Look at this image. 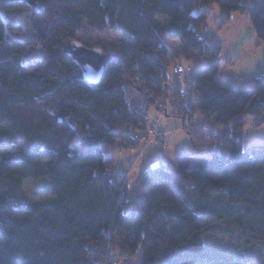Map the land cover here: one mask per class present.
Wrapping results in <instances>:
<instances>
[{
	"label": "trees",
	"instance_id": "16d2710c",
	"mask_svg": "<svg viewBox=\"0 0 264 264\" xmlns=\"http://www.w3.org/2000/svg\"><path fill=\"white\" fill-rule=\"evenodd\" d=\"M212 3L226 12L219 30L250 11L264 42V2L0 0V264H264V144L242 146L243 128L264 123V83L219 82L222 45L203 34ZM23 13L32 40L10 32L23 33L12 21ZM84 24L126 37L82 42L111 54L98 83L70 53ZM182 59L204 63L174 82L167 66ZM167 100L166 115L190 125L192 149L208 155L181 150L175 170L144 169L131 201L107 151L140 147L143 105ZM216 226L238 243L214 249Z\"/></svg>",
	"mask_w": 264,
	"mask_h": 264
},
{
	"label": "rangeland",
	"instance_id": "374dc122",
	"mask_svg": "<svg viewBox=\"0 0 264 264\" xmlns=\"http://www.w3.org/2000/svg\"><path fill=\"white\" fill-rule=\"evenodd\" d=\"M252 7H257L262 5L263 0H245ZM213 10L212 15L208 19L207 26L211 27L209 31V37H213L219 32V42L222 45V50L219 55V60L221 62V68L218 75L219 82L236 88L253 89L257 87L254 84L256 79V74L259 71L264 70V42L257 38L255 35L253 26L249 20L250 11L245 13L232 12L231 20L227 26L222 29H218V24L220 23L222 17L226 15V12L219 8L216 3H212ZM13 22L22 23L23 33L12 32L9 29L6 30L7 35H10L20 39H34L29 27H28V16L23 13L18 15L17 18L12 19ZM10 31V32H7ZM213 34V36H212ZM80 42L91 41L100 44H110L124 43L126 37L119 35L118 33L108 31L99 32L89 28L86 24L83 25L82 29L77 33V39ZM165 43L169 46L171 52H174L173 42L165 38ZM30 51L33 55H40V51L36 48H31ZM183 65L184 72L180 76L182 80L189 77L198 67H200L204 60H185L179 61ZM167 73L171 75V67L167 66ZM181 73V72H180ZM176 79V77H175ZM258 79V78H257ZM260 83H264V79L259 78ZM257 84V83H256ZM170 89V88H169ZM167 105L164 103L158 104V109L148 108L146 110V115H148V127L146 128L152 134L149 135L142 132L140 135L142 144L138 148L120 147L118 144L110 146L107 151V158L112 160L113 171L116 173H124L129 176V195L128 199L134 201L140 196V181L142 178V173L144 169L150 171L158 170L151 169L150 165L154 161H164L169 166L170 169L175 170V165L173 164L174 158L170 161H166L163 156L166 153L164 150L167 146V152L172 153L173 148L179 147L180 150H185L188 153H199L201 155H208L205 151H194L190 145L189 135L187 129L190 130L191 126L188 125L185 130L182 127V121H180L177 129H173L172 133L167 136L168 132L162 129V123L171 116L166 115L165 108L169 109V104L167 100ZM175 118V117H172ZM200 114L195 115L194 124H197ZM177 119V118H176ZM178 121V122H179ZM252 122L255 119L251 120ZM163 135L160 140L159 134ZM264 144V123L258 126L253 124L246 125L242 130V146L243 149H248L252 146H259ZM168 156H171V154ZM164 169V168H163ZM222 227H213V231L206 237V242L212 245L214 249H229L230 246L236 245L238 243L237 232L226 233L221 231ZM261 250L259 245L246 247V252L249 254L257 253ZM115 261V260H114ZM127 264L121 259L116 260V264ZM130 263H136L135 260L130 261Z\"/></svg>",
	"mask_w": 264,
	"mask_h": 264
},
{
	"label": "water",
	"instance_id": "95a60500",
	"mask_svg": "<svg viewBox=\"0 0 264 264\" xmlns=\"http://www.w3.org/2000/svg\"><path fill=\"white\" fill-rule=\"evenodd\" d=\"M27 4L33 6L31 2ZM70 47V53L80 68L83 78L90 83H98L111 54H103L97 48L86 47L78 40H73Z\"/></svg>",
	"mask_w": 264,
	"mask_h": 264
},
{
	"label": "built area",
	"instance_id": "2783aa9c",
	"mask_svg": "<svg viewBox=\"0 0 264 264\" xmlns=\"http://www.w3.org/2000/svg\"><path fill=\"white\" fill-rule=\"evenodd\" d=\"M170 67H171V71H172L174 82H176V81L179 82V83L182 82V81L184 82V80H182V78H180V76L184 72L183 65L180 62L174 61V62L170 63ZM175 77H176V79H175ZM259 78H261V80H263L264 79V73L258 74L256 76V79H253L254 80L253 81L254 84L257 85V86H259L261 84ZM169 85H170V83H169ZM142 110H143L142 122H143V125L145 126V129H146L148 127L147 126L148 125V115H146L148 112L146 113V110H147L146 105H143V109ZM191 129H192V127H191ZM146 131L148 133L152 134L149 130L146 129ZM159 136H160L159 139L161 140L163 138V135L160 133ZM166 166H167L166 162L157 160V161H154V162L151 163L150 168L151 169H157V168L163 169Z\"/></svg>",
	"mask_w": 264,
	"mask_h": 264
},
{
	"label": "crops",
	"instance_id": "0c3cea01",
	"mask_svg": "<svg viewBox=\"0 0 264 264\" xmlns=\"http://www.w3.org/2000/svg\"><path fill=\"white\" fill-rule=\"evenodd\" d=\"M230 20H231V15H230ZM228 25V24H227ZM226 25V26H227ZM209 29H211V27H209V26H206V28H205V30H204V35L206 36V37H209L208 36V32L207 31H209ZM212 36H213V34H212ZM213 37H215V39L219 42V32L216 34V35H214ZM220 43V42H219ZM218 75H219V73H218ZM179 120L178 119H176V118H168V119H166L163 123H162V129H164L166 132H168V134H167V136L168 135H170L171 133H172V130L173 129H177L179 126H181V125H179V123H180V121L178 122ZM167 146H166V148H165V154H164V156H163V158L168 162V161H170V160H172L173 158H175L176 157V155L178 154V152L179 151H181L180 150V148L179 147H177V148H173V151H172V153H168L167 152ZM168 154L170 155L171 154V156H168ZM169 163V162H168ZM129 194V193H128Z\"/></svg>",
	"mask_w": 264,
	"mask_h": 264
}]
</instances>
